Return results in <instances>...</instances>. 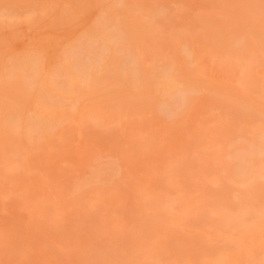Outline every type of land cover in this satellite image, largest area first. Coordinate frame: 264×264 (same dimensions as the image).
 Listing matches in <instances>:
<instances>
[{
	"label": "bare ground",
	"instance_id": "bare-ground-1",
	"mask_svg": "<svg viewBox=\"0 0 264 264\" xmlns=\"http://www.w3.org/2000/svg\"><path fill=\"white\" fill-rule=\"evenodd\" d=\"M0 264H264V0H0Z\"/></svg>",
	"mask_w": 264,
	"mask_h": 264
}]
</instances>
